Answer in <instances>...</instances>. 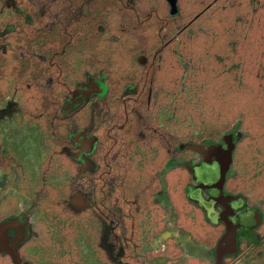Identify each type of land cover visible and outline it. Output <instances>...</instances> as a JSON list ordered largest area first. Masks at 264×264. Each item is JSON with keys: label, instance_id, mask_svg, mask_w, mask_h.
<instances>
[{"label": "rangeland", "instance_id": "obj_1", "mask_svg": "<svg viewBox=\"0 0 264 264\" xmlns=\"http://www.w3.org/2000/svg\"><path fill=\"white\" fill-rule=\"evenodd\" d=\"M123 1L146 13L171 15H177L185 2ZM235 2L240 9L234 8ZM211 4L194 26L169 25L161 38L157 20L149 22L147 32L135 34L128 13L110 10L109 26L92 53L82 48L67 58L71 78L85 87L75 90L69 101L81 95V105L103 96L101 89L105 93L112 87L109 78L120 81L113 82L116 99L122 94L120 83L124 93L135 89L127 76L120 75L127 70L134 78L139 76L146 63L145 38L167 40L158 55L152 94L136 112L130 181L138 240L132 244L123 234L112 242V223L93 216L86 198L70 191L78 175L96 169L91 160L96 146L91 112L79 114H84L77 122L80 128L76 136L69 135L75 149H56L41 123L29 114L38 104L27 78L19 79L6 66L0 76V156L6 160L0 161V225L6 224L10 247L19 244L21 264H216L214 244L225 231L219 214L233 202L247 212L249 222L262 225L254 232L259 244L237 251L224 264H264V0H212ZM12 30L1 10L0 57L8 66L17 55L7 38ZM93 53L102 64L97 60L98 64H88ZM204 87L208 98L199 117L195 109L203 99L197 92ZM203 119L223 128L219 142L224 140L230 147L233 141L226 160L211 156L208 147L201 154L207 162L216 160L219 169L199 165L201 155L195 150L186 154L184 139ZM224 160L228 185L224 181L226 200L218 205L222 200L212 199L211 190L220 189ZM0 264L14 262L0 251Z\"/></svg>", "mask_w": 264, "mask_h": 264}, {"label": "trees", "instance_id": "obj_2", "mask_svg": "<svg viewBox=\"0 0 264 264\" xmlns=\"http://www.w3.org/2000/svg\"><path fill=\"white\" fill-rule=\"evenodd\" d=\"M10 1L12 5H5V1L0 0V11L2 10L5 15L7 24L14 26V30L8 33L7 38L13 41L17 55L13 57L14 64L11 66L6 65V59L0 57V76L3 77L7 66L12 71L9 72L13 75L15 73L19 79L27 78L29 86L36 93L35 101L38 104L35 111H30L29 114L41 123L56 149L62 147L75 149L69 141V135L76 136L75 132L80 128L77 127L79 126L77 122L84 114H79L85 110L91 112L94 123L92 135L96 138L91 160L95 163L96 169L78 175L71 183L70 191L80 192L86 198L93 216L105 218L112 223L113 230L110 235L112 242H117L116 235L122 239V234L129 244L136 242L138 227L134 203L135 191L130 181L135 134L138 129L135 124L136 112L146 104L152 94L153 83L159 72L158 55L163 54L162 43L166 46L167 41H161L162 34L168 33L169 25L171 28L186 27L189 24L194 26L198 22L196 20L202 18L198 15L208 13L205 10L212 5V0H190V2L187 0V6L185 0L177 15H171L165 11H159L160 14H158V11L154 13V10L146 13L138 6H132L123 0ZM239 7L240 5L235 2L234 8L238 10ZM113 9L131 16L135 34L147 32L149 22L157 20L160 25V38H156L157 36L152 39L145 38L144 46H146L143 53L146 63L142 66L137 78L129 74L126 69L121 72L120 76L123 78L127 76L126 80H129L130 85H134L133 92L124 93L123 83H120L119 89L122 94L113 99V82L120 81L109 78L108 85L112 87H108L105 93L101 89L103 96L93 97L69 111L67 104L72 99L74 91L85 87L82 82H75L71 78L73 69L67 62V58L70 53L82 48L86 51L90 50L89 53L92 51L93 46L106 32L109 26V15L112 13L110 10ZM196 17L198 18L195 19ZM99 27H102V30H99ZM1 43L0 39V45ZM155 51L157 54L154 53ZM96 55L97 53L92 54L88 64H98V62L102 64L100 56ZM108 72L106 70V73ZM198 91V98L200 101L203 99V104H200L195 112L200 117V113L206 110L208 90L204 87ZM27 113L28 111L26 116L29 115ZM195 120L198 121V118ZM222 130V127L212 125L204 119L202 122L199 121L195 131L184 139L186 154L192 150L203 154L207 147L219 143L218 138ZM175 143L172 142L173 145ZM232 148L230 146L229 149L232 151ZM3 159L0 156V161ZM228 171L225 172L226 177ZM224 181L223 184L226 182ZM236 189L239 188L234 190ZM261 225L260 221L249 222L246 215L241 217L240 228L234 235L238 252L241 250L242 253L247 246L259 244L254 232ZM218 241L215 242V246ZM18 245L14 244L13 248ZM130 257L127 256V258Z\"/></svg>", "mask_w": 264, "mask_h": 264}, {"label": "water", "instance_id": "obj_3", "mask_svg": "<svg viewBox=\"0 0 264 264\" xmlns=\"http://www.w3.org/2000/svg\"><path fill=\"white\" fill-rule=\"evenodd\" d=\"M83 101V97L79 95L76 99L69 101L67 104L68 110H73L76 106L79 105L80 102ZM210 150L211 156L220 157L222 156L225 160L229 158L231 150L223 151L221 146H210L208 147ZM221 164V175L219 179L220 186L223 184L225 172L227 171V161ZM226 199H223L222 202H225ZM232 215L231 209L228 207L221 214V219L225 225V231L222 234L218 244L215 248V263L216 264H224L225 258L234 255L237 252L236 240L234 237V233L239 228V224L237 222H232L228 216ZM6 224L3 223L0 225V247L9 254L14 264H21V260L17 255L16 251L10 248L6 241L5 236Z\"/></svg>", "mask_w": 264, "mask_h": 264}, {"label": "flooded vegetation", "instance_id": "obj_4", "mask_svg": "<svg viewBox=\"0 0 264 264\" xmlns=\"http://www.w3.org/2000/svg\"><path fill=\"white\" fill-rule=\"evenodd\" d=\"M232 143H233V141H232ZM232 143L230 144L231 146H232ZM215 146H221V148H225V149H222L223 151H228V150H230L229 148V146H228V148H226V144H225V141L224 140H221L219 143H217ZM231 153H232V151H231ZM231 153H230V155H231ZM199 155H201V153H198ZM216 158V157H215ZM201 162L199 163V165L201 164V163H208V164H211V165H213V168L215 167V168H217V169H219L218 167H217V163L213 160V162H211V161H209V162H207L206 161V159H205V157H204V155H201ZM199 165H197V166H199ZM220 179V178H219ZM221 187V186H220ZM211 189H209L208 191H210ZM211 191H213V193L211 194V198L212 199H216L217 197L218 198H220L221 200H223V199H226L225 197H226V195H225V191H224V184H222V189H219V190H217V191H215V190H211ZM225 202H222V204H218V205H223ZM245 204V203H244ZM230 208L231 209V212H232V215H229L228 216V218L232 221V222H237L239 225L241 224V217H243L244 215H247V212H243V211H240V208L238 207V206H236V204L233 202L232 204H230L229 206H224V207H222V210L220 211V214H219V218H218V220H219V223H222L223 224V226H224V228H225V225H224V223H223V221H222V219H221V214L225 211V209L226 208ZM253 213V212H252ZM240 228V227H239ZM238 228V229H239ZM238 229L236 230V232L235 233H237L238 232ZM235 233H234V235H235ZM5 236H6V241H7V244H8V246L10 247V245H9V241H10V239H9V234H6V231H5ZM10 248H12V249H14L15 251H16V253H17V250H16V248H13V247H10ZM0 251L2 252V253H5V254H7L8 256H9V254L3 249V247L1 246L0 247ZM10 257V256H9ZM11 258V257H10ZM20 258V257H19Z\"/></svg>", "mask_w": 264, "mask_h": 264}]
</instances>
